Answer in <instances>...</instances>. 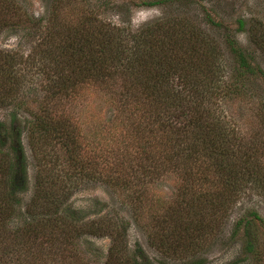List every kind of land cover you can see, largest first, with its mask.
I'll return each instance as SVG.
<instances>
[{"label":"rangeland","instance_id":"374dc122","mask_svg":"<svg viewBox=\"0 0 264 264\" xmlns=\"http://www.w3.org/2000/svg\"><path fill=\"white\" fill-rule=\"evenodd\" d=\"M148 1L154 0H10L17 11L0 28V64L8 55L20 65L11 71L12 80L0 73V99L6 97L0 102V159L6 155L9 167L24 156L27 184L15 196L19 212L4 224L8 233L0 229V264H108L112 241L105 233L83 232L67 243L55 229L36 239L26 233L12 236L24 228V209L35 194L37 179L48 184L52 177L59 182L56 189L67 190L61 195H68L60 210L68 225L63 237L69 239L75 225L110 223L118 231L126 229L118 255L124 261L264 264V56L249 37L253 22H264V0H164L157 6L143 5ZM207 14L222 27L209 26ZM166 17L192 20L220 44L216 84L227 81L232 87L211 94L212 113L240 141L230 172L218 170L210 159L191 162L179 157L176 143H192L196 130L186 119L168 116L162 117L164 126H156L155 109L140 99L127 78H91L56 96L53 86L72 76L43 67V48L37 46L44 28L55 27L61 35L57 44L63 46L76 32L99 37L102 25L137 32ZM228 40L247 57L255 76L238 73ZM66 63L71 61L64 60L59 68ZM35 117L62 119L71 132L74 153L56 141L40 142ZM149 128L151 134L142 133ZM244 145L253 147L256 155L249 154L247 165L241 159ZM227 180L235 187L226 185ZM7 190L5 184L0 188ZM249 242L258 259L246 253Z\"/></svg>","mask_w":264,"mask_h":264},{"label":"trees","instance_id":"16d2710c","mask_svg":"<svg viewBox=\"0 0 264 264\" xmlns=\"http://www.w3.org/2000/svg\"><path fill=\"white\" fill-rule=\"evenodd\" d=\"M163 3L164 0H154L144 2L143 5L157 6ZM16 11L17 9L15 10L14 4L10 0H0V28L2 24H6L7 16ZM206 18L209 26L222 27L219 23L214 22L209 14L206 15ZM39 21L38 25L41 23V20ZM256 23L257 20L253 22L249 30V37L264 56V22L258 25ZM244 24L245 22L242 20L239 21L240 30H243ZM39 28L43 29L41 26ZM99 28H101L99 32L103 31L99 37L90 31L86 34L76 32L75 38L63 46L57 44L58 37L61 35L55 27L44 28L46 32L43 31V40L37 46L38 49L43 48L41 59L43 67H48L53 72L59 69V74L65 75L67 72L69 77L72 76L53 86L56 90L55 94H63V89L72 90L79 85L78 82L83 84L91 78L96 81H100V79L105 81L112 77L127 78L131 86L136 88V93L140 99L155 109L154 123L156 126H164L162 117L168 116L177 121L186 119L185 121L189 122L191 129L196 130L191 135L192 143H189L188 139H180L176 143V148L180 149L177 151L179 157L184 155L185 159L191 162H197L201 160V157L206 160L210 159L213 163L217 162L215 168L218 170L230 172L233 169L231 161L236 160L240 153V149L237 148L240 141L231 136L222 126L218 116L216 117L212 113L211 94L224 92L232 87V83L227 81L216 84L218 80L215 78L218 71H221L222 58V51L219 49L220 44L217 43V40L210 39L200 26L183 17H166L143 26L137 32L119 27L110 28L104 25ZM212 44H216L217 47L212 46ZM227 44L235 57L238 73L243 76H255L257 73L248 62L247 57L241 51L235 50L229 40L226 46ZM3 57L8 60L2 59L0 64L1 77L6 76L12 80L13 73L11 74V71L16 70L15 67L20 64L13 63L14 57L8 55ZM64 60L65 62L71 61V64L66 63L61 71L62 68L59 67ZM67 67H70V72ZM196 73L203 75V79L200 80V78L195 77ZM259 73L261 74V72ZM175 78H177V82L174 81ZM4 80L6 79L4 78ZM6 84L8 83L3 82L2 84L4 89H7ZM3 98L6 97H1V104L5 102ZM262 116L264 117V111ZM62 122H64L62 119L53 121L51 118L48 122L46 117H35V130L40 142L48 143L49 140L59 142L61 145L69 147L70 153L73 154L71 132L64 127ZM154 123L151 127L155 125ZM171 125L170 123L169 127ZM1 128L2 125L0 124V130ZM151 131L152 129L149 128L147 132L143 131L142 133L151 134ZM0 144L4 146L1 143V135ZM243 147L245 152H243L241 159L247 165L249 154L254 157L256 155L252 154L253 147L246 145ZM20 151H22L21 147ZM15 152L17 153L18 150ZM2 155L0 149V156ZM5 159H7L6 155L0 159V188L5 184L8 190L7 192L0 191V229H4L8 233L4 224L13 219L17 211L19 212L20 203L16 202L15 196L26 190L27 183L24 156L20 164L11 162L9 167H7ZM255 182L258 183L256 180ZM36 183L37 187L44 189L41 188V193L36 187L31 202L24 209V228L14 230L12 236L22 238L26 233V237L36 239L39 235L50 234L48 230L55 229L60 232L62 239L64 238L63 242L67 243L69 240L79 239L83 232H87L91 236L105 233L112 241L108 254V264H139L134 259H129L128 262V260L124 261L119 258L118 255L122 252V241L125 238L126 229L118 231L110 223L99 225L98 222V226L85 224L82 227L75 225L69 231L70 238L63 237L68 225L65 222L66 219L60 216V210L68 200V195H61V193L67 190L56 189L59 182L55 177H52L48 184H41L38 179ZM232 183L229 180L226 181L228 186ZM231 186L235 187L234 184ZM47 225L49 227H46ZM240 225L239 222L237 224L238 230ZM245 251L258 259L253 243H247ZM181 264H201V262L189 261Z\"/></svg>","mask_w":264,"mask_h":264}]
</instances>
